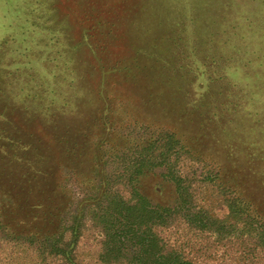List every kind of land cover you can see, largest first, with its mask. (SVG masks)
Wrapping results in <instances>:
<instances>
[{
  "label": "trees",
  "instance_id": "1",
  "mask_svg": "<svg viewBox=\"0 0 264 264\" xmlns=\"http://www.w3.org/2000/svg\"><path fill=\"white\" fill-rule=\"evenodd\" d=\"M98 9L85 24L53 0V70L0 64V264H264V173L227 148L258 160V130L209 114L182 134L196 79L182 38Z\"/></svg>",
  "mask_w": 264,
  "mask_h": 264
},
{
  "label": "rangeland",
  "instance_id": "2",
  "mask_svg": "<svg viewBox=\"0 0 264 264\" xmlns=\"http://www.w3.org/2000/svg\"><path fill=\"white\" fill-rule=\"evenodd\" d=\"M81 1V0H80ZM72 18L90 24L93 15L84 11L95 3L99 6L97 13L106 22L131 21L138 24H149L161 36H174L175 32L182 38L175 45L185 72L193 71L195 91L190 93L188 107L183 111L189 124L179 125L182 134H191V121L202 120L210 114L216 118L222 114L232 118H243L240 125L242 133L249 135L251 130H258L261 155L253 160V155L237 153L239 147L234 143L231 150L233 162L236 154L242 155V165L255 161L264 173V0H68ZM93 3V4H91ZM79 4V5H78ZM148 8L150 16L145 22L140 11ZM139 10V12H138ZM88 11V10H87ZM131 12L127 18L126 13ZM101 19V23L104 22ZM178 24L179 30L174 26ZM114 28V27H112ZM161 33H157V32ZM145 33V35H146ZM76 35V33L74 32ZM137 34V33H136ZM63 38L55 43V49L62 47ZM50 40V45L47 44ZM194 41V43H193ZM173 44V43H172ZM50 53L49 67L42 63L45 55ZM86 50L83 54H88ZM12 63V64H11ZM0 64L6 68H19L22 72L32 66L42 74L53 70V0H0ZM14 70V69H13ZM15 71V70H14ZM94 82L86 80L81 84L93 87ZM18 86L17 84H15ZM184 86V84H183ZM187 86V85H186ZM184 87L183 97L189 98ZM34 90V89H32ZM35 91V90H34ZM36 92V100L45 96L43 91ZM90 98V97H88ZM203 102V106L194 103ZM92 102H95L91 98ZM90 103L85 105L83 114L78 119L77 127H82L91 118ZM194 106V107H193ZM222 108L226 112L219 111ZM206 107V108H204ZM22 113L18 114L20 120ZM194 126V125H193ZM198 131L201 132L200 126ZM81 131V130H80ZM83 131V129H82ZM255 132V131H254ZM46 135V134H45ZM250 141V140H249ZM58 149L59 144L51 141ZM209 155H219L220 144H208L204 147ZM252 148V147H251ZM257 151V150H256ZM262 159L263 161H260ZM253 160V161H252ZM252 161V162H251ZM227 162V161H226ZM230 162V160H229ZM232 162V163H233ZM85 242V241H83Z\"/></svg>",
  "mask_w": 264,
  "mask_h": 264
}]
</instances>
